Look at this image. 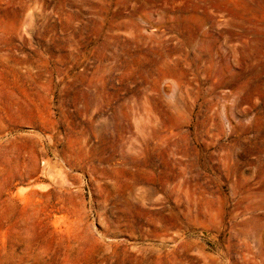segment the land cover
I'll return each mask as SVG.
<instances>
[{
	"label": "rangeland",
	"instance_id": "1",
	"mask_svg": "<svg viewBox=\"0 0 264 264\" xmlns=\"http://www.w3.org/2000/svg\"><path fill=\"white\" fill-rule=\"evenodd\" d=\"M0 264H264V0H0Z\"/></svg>",
	"mask_w": 264,
	"mask_h": 264
}]
</instances>
